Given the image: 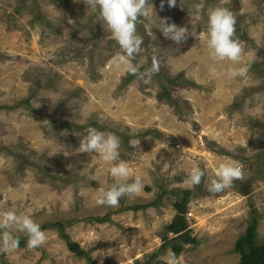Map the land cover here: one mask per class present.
Masks as SVG:
<instances>
[{
    "label": "rangeland",
    "instance_id": "obj_1",
    "mask_svg": "<svg viewBox=\"0 0 264 264\" xmlns=\"http://www.w3.org/2000/svg\"><path fill=\"white\" fill-rule=\"evenodd\" d=\"M218 7L235 19L236 62L214 60L207 47L208 13ZM144 12L136 22L143 43L129 58L138 72L124 85L123 53L88 0H0V222L12 211L46 236L28 248L15 224L0 228L23 238L0 252V264H87L58 228L45 226L55 221L98 264L167 262L170 248L160 245L175 214L173 189L192 190L186 218L199 241L183 246L177 264H236L234 242L253 216L255 240L264 241V0H176L173 7L165 0L163 9L146 0ZM165 18L186 29L184 42L162 35ZM153 60L198 85L173 87L183 114L156 98L158 80L147 71ZM240 68L244 76L228 75ZM89 129L120 139L117 161L79 152ZM120 162L130 175L117 181L109 170ZM221 164H238L243 178L209 193ZM193 169L204 172L195 186ZM136 178L139 193L115 207L95 204L101 189ZM151 201L157 205L128 209Z\"/></svg>",
    "mask_w": 264,
    "mask_h": 264
},
{
    "label": "clouds",
    "instance_id": "obj_2",
    "mask_svg": "<svg viewBox=\"0 0 264 264\" xmlns=\"http://www.w3.org/2000/svg\"><path fill=\"white\" fill-rule=\"evenodd\" d=\"M92 7L98 8L99 18L106 24L112 38L116 41L123 55L117 58L118 63L127 65L126 71L136 74L138 69L129 63V58L139 52L143 43L142 37L136 32L138 17L145 14L146 0H88ZM165 0H160V7L163 9ZM169 7L176 4V0H167ZM159 30L162 35L174 42L181 44L186 40V29L177 27L175 24L166 23V18L160 20ZM235 19L232 13L225 8H215L208 13L207 20V47L211 57L216 61L236 62L240 58L241 47L234 40ZM150 73L159 71L158 63L153 60ZM247 68H240L228 73L230 77L244 76ZM120 139L112 133H103L95 129H89L88 134L79 142V152L99 154L105 163L118 160ZM110 175L117 181L126 180L130 173L124 162L115 163L110 167ZM204 172L200 169H193L188 176V182L195 186L201 183ZM216 179L211 180L207 185L209 193H220L230 188L234 180L242 179V170L238 164H221L215 170ZM142 185L139 178L132 183H114L107 189H101L95 199V204L106 207H115L119 204L120 198L139 193ZM15 224L18 230L27 235L26 245L28 248H36L45 242V233L40 226L28 216H17L14 212L8 211L3 214L0 228H7ZM19 245L18 237L12 236L9 232L0 233V252H9ZM167 264H177L175 253H167Z\"/></svg>",
    "mask_w": 264,
    "mask_h": 264
},
{
    "label": "trees",
    "instance_id": "obj_3",
    "mask_svg": "<svg viewBox=\"0 0 264 264\" xmlns=\"http://www.w3.org/2000/svg\"><path fill=\"white\" fill-rule=\"evenodd\" d=\"M243 39L248 40L246 36ZM153 74V73H152ZM159 84V90L156 93V98L159 101H163L169 104L175 114H183L181 109L179 108L178 102L172 95L173 87L188 85L191 87H197L193 81L188 80L184 77L183 72H178L174 75H169L167 73L162 72L161 70L157 73L153 74ZM134 74H129L123 80V84H127L130 80H132ZM123 86V85H122ZM184 120H187L186 117H183ZM190 124L195 125V121L188 118ZM255 125H257L256 121H252ZM66 127H77V125H73L69 122H64ZM91 126L97 127L96 122H91ZM221 154H227V152L220 150ZM166 193L165 190H161L158 198H161ZM173 193L176 198L172 203L173 208L175 209V214L170 223L165 226V233H172V237H168L166 234L162 236V243L160 245V249L165 247H169L172 253H175L176 259L179 254L183 250V246L185 244L196 245L199 241L198 239L191 234V229L189 228L188 220L186 218L187 213V204L189 198L192 195L191 189H173ZM156 206V201H151L142 205H135L134 207H130L128 209H137L143 208L147 206ZM126 208V207H125ZM94 220L97 222H104L108 220V215L102 217H94ZM258 224V219L256 216L251 217L248 225L243 234H241L234 242V249L239 253V260L236 264H264V241L257 243L255 240V230ZM46 227H56L59 229L63 238L65 239L66 247L68 250L76 254L77 256H82L86 259L87 264H98L90 255L87 250L81 248V246L72 241L64 230V223L61 221L51 222L45 225ZM18 237V236H15ZM19 244H23V238L18 237ZM155 254H152L153 257ZM149 264V262H146ZM154 264H167L165 261H156Z\"/></svg>",
    "mask_w": 264,
    "mask_h": 264
}]
</instances>
